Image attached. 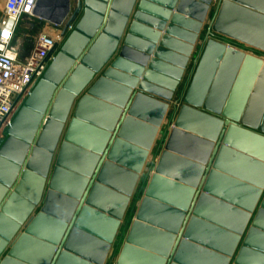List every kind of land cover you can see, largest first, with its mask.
Wrapping results in <instances>:
<instances>
[{"label":"water","instance_id":"water-1","mask_svg":"<svg viewBox=\"0 0 264 264\" xmlns=\"http://www.w3.org/2000/svg\"><path fill=\"white\" fill-rule=\"evenodd\" d=\"M213 2H37L66 36L0 139V264H264V61L213 39L264 53V0H217L149 163Z\"/></svg>","mask_w":264,"mask_h":264},{"label":"built area","instance_id":"built-area-1","mask_svg":"<svg viewBox=\"0 0 264 264\" xmlns=\"http://www.w3.org/2000/svg\"><path fill=\"white\" fill-rule=\"evenodd\" d=\"M38 1L5 0L3 6L0 22V139L63 41L61 34L55 39L39 35L33 51L24 59L10 44L17 20L21 16L34 18Z\"/></svg>","mask_w":264,"mask_h":264},{"label":"rangeland","instance_id":"rangeland-1","mask_svg":"<svg viewBox=\"0 0 264 264\" xmlns=\"http://www.w3.org/2000/svg\"><path fill=\"white\" fill-rule=\"evenodd\" d=\"M216 3H217V0H214L212 5L209 6V9L207 11V15L205 18V22L203 23L202 29L198 35V41L193 46L192 52L195 51L194 55L191 56L190 62L188 63L186 69L184 70L183 77L181 78L179 84L177 85V87L175 88V91L173 92V97L170 100L171 104H170L169 110L167 112V115L165 117V121L163 122V127L161 128V131L163 134L159 135L157 137L155 144H154V147H153L151 154L149 156L150 165H153L155 163L159 152L163 148V145L165 143V140L167 139V136L169 134L170 128H171L172 123L175 119L177 111L181 105L180 96L185 92V89L189 83L190 76H191L192 61L195 58V56H198L199 49L203 45L204 29L206 27V22H207V20H210L212 18ZM213 39L218 41L221 44H224L226 47L237 51V52H240V53L246 54V55H251V56H254V57L259 58V59L264 61V53H262L258 50L246 47V46L239 44L237 42H234L232 40L225 39V38L218 37V36H215ZM63 41H64V39H63ZM62 42H61V44H62ZM60 45L58 46V48L60 47ZM58 48H57L56 52L54 53L53 59H54V57L58 51ZM147 180H148L147 176L145 178H142L139 180V182L136 186L135 192H134L132 198L130 199V202H129V204L126 208L125 214L123 216L121 226H120V228L116 234V237L114 239L113 244L111 245V248H114L115 251L119 250V248L122 245V242H123V240L127 234L129 226L133 220L135 210H136L137 205L141 199L142 193L145 189ZM114 257L115 256H113L112 259H107L106 263L107 264H114V259H115Z\"/></svg>","mask_w":264,"mask_h":264},{"label":"crops","instance_id":"crops-1","mask_svg":"<svg viewBox=\"0 0 264 264\" xmlns=\"http://www.w3.org/2000/svg\"><path fill=\"white\" fill-rule=\"evenodd\" d=\"M76 1L77 0H70L71 10L75 9ZM4 3L5 0H0V22L3 18ZM58 10V7H52L46 12L43 9L36 7L34 18L21 16L17 20L10 44L18 50V54L21 59L27 58L31 54L34 49L36 39L39 35L43 34L54 39L60 36L63 25L56 26L50 21V18L51 20H55L59 16ZM71 29L72 26H70V28L67 30V33L70 32ZM65 36L66 34L63 36V39ZM194 52L191 53V56L194 55ZM191 56L189 57V62Z\"/></svg>","mask_w":264,"mask_h":264}]
</instances>
